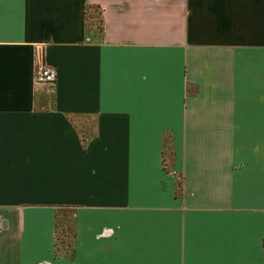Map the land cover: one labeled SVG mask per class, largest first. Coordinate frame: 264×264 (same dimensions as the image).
<instances>
[{
    "label": "crops",
    "instance_id": "crops-1",
    "mask_svg": "<svg viewBox=\"0 0 264 264\" xmlns=\"http://www.w3.org/2000/svg\"><path fill=\"white\" fill-rule=\"evenodd\" d=\"M60 207L74 236L56 255ZM263 250L264 0H0V264Z\"/></svg>",
    "mask_w": 264,
    "mask_h": 264
},
{
    "label": "trees",
    "instance_id": "trees-1",
    "mask_svg": "<svg viewBox=\"0 0 264 264\" xmlns=\"http://www.w3.org/2000/svg\"><path fill=\"white\" fill-rule=\"evenodd\" d=\"M84 16H85V26H86V31H89V26L93 25V31L95 32V38L98 37V34L101 32V19H100V12L98 10L97 6L94 5H87L84 8ZM89 19H94L91 21H89ZM84 143V142H83ZM72 215V210H70L69 208H58L55 210L54 215H53V230H54V241H53V248H54V254H55V242L57 240L56 238V232H60L63 233V230H59L57 229L58 227V223H60L62 220L64 221L65 215ZM64 217V218H63ZM67 221V220H66ZM67 229H68V233L70 235V240H71V244H70V248L73 242V236H74V232H73V223H72V218L70 220V223H68L67 225ZM60 246L62 245V240H60ZM70 248H67L63 251H68Z\"/></svg>",
    "mask_w": 264,
    "mask_h": 264
},
{
    "label": "rangeland",
    "instance_id": "rangeland-1",
    "mask_svg": "<svg viewBox=\"0 0 264 264\" xmlns=\"http://www.w3.org/2000/svg\"><path fill=\"white\" fill-rule=\"evenodd\" d=\"M92 20H94V19H89V21H91V22H92ZM88 28H89L88 34L94 40V37L96 34L93 31V25H90ZM166 139H167V137L162 135L161 152H162V155H164V156H166V154H167V149H166L167 140ZM166 157H168V156H166ZM163 161L165 162L166 158H163ZM164 164H166V163H164ZM177 184H178V181L175 180L174 181V189H176ZM70 220H71V215L67 214V215H65L64 221L62 220L60 223H58L57 229L63 230V233H60L59 231L56 232V238H57V240L55 242V254L56 255H59L62 253L63 250L70 248L71 240L69 238L70 235H69L68 229H67V225H68V223H70ZM60 240H62L61 246H60V244H61Z\"/></svg>",
    "mask_w": 264,
    "mask_h": 264
},
{
    "label": "built area",
    "instance_id": "built-area-1",
    "mask_svg": "<svg viewBox=\"0 0 264 264\" xmlns=\"http://www.w3.org/2000/svg\"><path fill=\"white\" fill-rule=\"evenodd\" d=\"M32 80L35 84H52L55 80V71L51 67L40 65L34 70ZM261 264H264V250Z\"/></svg>",
    "mask_w": 264,
    "mask_h": 264
}]
</instances>
